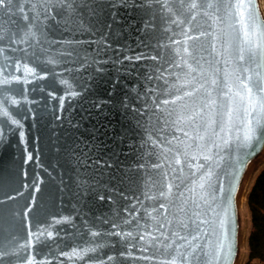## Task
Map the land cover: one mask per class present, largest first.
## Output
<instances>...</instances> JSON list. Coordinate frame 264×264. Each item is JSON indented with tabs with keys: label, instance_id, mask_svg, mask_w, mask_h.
<instances>
[{
	"label": "water",
	"instance_id": "95a60500",
	"mask_svg": "<svg viewBox=\"0 0 264 264\" xmlns=\"http://www.w3.org/2000/svg\"><path fill=\"white\" fill-rule=\"evenodd\" d=\"M263 2L5 0L0 264H239Z\"/></svg>",
	"mask_w": 264,
	"mask_h": 264
},
{
	"label": "trees",
	"instance_id": "16d2710c",
	"mask_svg": "<svg viewBox=\"0 0 264 264\" xmlns=\"http://www.w3.org/2000/svg\"><path fill=\"white\" fill-rule=\"evenodd\" d=\"M250 226L244 264H264V166L256 173L247 198Z\"/></svg>",
	"mask_w": 264,
	"mask_h": 264
},
{
	"label": "snow or ice",
	"instance_id": "6c2138e0",
	"mask_svg": "<svg viewBox=\"0 0 264 264\" xmlns=\"http://www.w3.org/2000/svg\"><path fill=\"white\" fill-rule=\"evenodd\" d=\"M59 3H64L65 0H58ZM239 3H243L244 0H238ZM5 3V0H0V6H2L3 4ZM70 7V6H69ZM45 11H50V9H45ZM240 15H243V13H239ZM26 18V17H25ZM244 35L247 37L249 35V33L247 31H245ZM256 47H264V40H262L259 44L255 45ZM185 51H187V49H185ZM241 59H243V57L241 56ZM216 81H213V84H215ZM261 92H264V88H261L260 89ZM193 93L191 92H187L185 93V95H188V96H191ZM181 97H177V99H180ZM247 99H248V103H249V107H251L252 111H255L256 110V106H257V103H259V107H260V110L261 112H264V100H261V101H258V100H255L252 98V89L248 88L247 89ZM164 104H168V103H175V100H172V101H168V100H165L163 101ZM249 116L252 115L251 112L248 113ZM231 111L228 112V117L229 119H231ZM180 119H183V117H180ZM261 123V120L259 118H257L255 120V125L256 126H259ZM254 127H253V121L252 120H249L248 121V127L246 129V132H245V136H244V141L245 142H248L250 141L252 138H253V134H254ZM185 135H187V133H185ZM195 159V157H194ZM244 163V158L243 157H240L237 159L236 161V165L239 166V165H242ZM153 167H158V165H153ZM202 186V185H201ZM221 191H224L223 189V186H221ZM161 196L165 195V193H160ZM149 199H152L154 197H147ZM231 195L228 194V195H225L224 197V200H223V204H224V215H225V219L221 221L222 224H224L226 221L230 220V217H229V213H228V208L230 206V203H231ZM161 207H164L163 204H161ZM129 235H131L129 233ZM151 235V234H149ZM153 239H155V237H152ZM140 239H144L143 236L140 237ZM226 244L224 241L221 242V244L218 246L216 252H215V260H216V264H222L224 258H225V255H226Z\"/></svg>",
	"mask_w": 264,
	"mask_h": 264
},
{
	"label": "rangeland",
	"instance_id": "374dc122",
	"mask_svg": "<svg viewBox=\"0 0 264 264\" xmlns=\"http://www.w3.org/2000/svg\"><path fill=\"white\" fill-rule=\"evenodd\" d=\"M264 1V0H263ZM264 3V2H263ZM264 166V156L263 158L254 166L253 170L251 171V174L249 175L247 181H246V184H245V188H244V191H243V195L245 196L244 197V200L242 201V209L245 211H247V219H248V226H247V230L249 232V226H250V219H249V212H248V207H247V202H246V194H247V191H248V188H250L251 186V183L256 175V173L258 172V170ZM243 244H244V248H243V254L240 258L241 261H239L240 263L239 264H243L245 261H246V258H247V255H246V250H247V239H246V235H245V238L243 240Z\"/></svg>",
	"mask_w": 264,
	"mask_h": 264
}]
</instances>
